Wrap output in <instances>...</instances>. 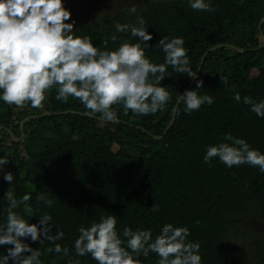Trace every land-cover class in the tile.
<instances>
[{
	"label": "trees",
	"instance_id": "trees-1",
	"mask_svg": "<svg viewBox=\"0 0 264 264\" xmlns=\"http://www.w3.org/2000/svg\"><path fill=\"white\" fill-rule=\"evenodd\" d=\"M210 5L213 11H200L188 0H148L132 6L135 13L125 5L113 15L74 26L73 35L89 37L101 51L115 50L124 41L138 40L130 31L116 32L114 24L139 26L137 16L143 17L152 34L145 57L162 64L159 39L183 38L189 67L203 81L198 94L212 96V105L185 114L176 97L194 89L195 79L170 65L160 83L171 99L163 111L147 116L125 113L116 104L117 120L102 121L72 97L57 100L55 88L46 91L43 109L0 101V156L9 161L4 172L14 175L10 185L0 173V223L8 207L5 192L16 199L29 194L31 199L14 211L33 224L50 215L56 226L52 234L56 228L64 233L55 243L69 250L67 256L48 252L53 242L22 238L38 248L42 264H97L90 255L76 256L73 244L79 227L108 215L116 217L122 241L125 227L150 229L154 239L170 223L189 229L187 240L200 244L201 264H264V232L242 221L255 216L264 223V173L248 164L228 168L217 158L203 161L206 148L222 142L225 133L264 153V118L243 103L244 96L264 100V0H210ZM38 194L53 204L38 202ZM240 237L247 245L234 250ZM10 247L0 246V257ZM135 258L140 264L159 259L154 252Z\"/></svg>",
	"mask_w": 264,
	"mask_h": 264
},
{
	"label": "clouds",
	"instance_id": "clouds-1",
	"mask_svg": "<svg viewBox=\"0 0 264 264\" xmlns=\"http://www.w3.org/2000/svg\"><path fill=\"white\" fill-rule=\"evenodd\" d=\"M188 4L193 10L213 11L210 0H188ZM129 11L135 13L136 8ZM70 17L71 11L64 6V0H0V101L17 108L30 102L31 107L43 109L46 91L55 88L57 100L67 102L72 97L92 114H99L102 121L117 120L113 109L116 104H122L125 113L131 110L134 115L147 116L163 111L171 99L160 83L166 66L170 65L175 72L195 79L194 89L176 97V103L183 104L185 114L214 103L212 96L198 94L203 81L196 79V72L189 67L183 38L165 35L159 39L156 47L165 54L164 63L155 64L145 57L152 34L144 26L143 17L137 16L139 26L114 24L116 32L130 31L138 42L124 41L111 51L99 50L87 36L73 35L75 21L66 22ZM111 39L115 41L116 35ZM220 82L226 86L227 77L221 75ZM233 99L239 103L240 94L235 93ZM243 103L250 105L249 110L258 118H264V100L256 102L244 96ZM213 158L228 168L248 164L264 173V153L231 133H225L222 142L206 148L204 163L209 164ZM8 162L0 156V173L11 185L14 175L4 172ZM4 198L8 207L6 219L0 223V246L12 247L0 257V264H9L10 260L12 264H42L38 248L33 249L22 238L41 243L51 241L54 247L48 248V252L68 255V248L55 243L64 233L56 228L52 234L55 225L50 223V215L44 214L38 224H33L14 211L31 199L29 194L16 199L7 190ZM36 199L47 206L53 204L43 194H38ZM116 223V217L108 215L89 227H79V236L73 244L76 256L90 255L97 264H140L135 257L141 254L147 257L154 252L159 257L157 264H201L200 244L187 240L190 235L187 227L164 224L154 239L150 229L132 231L125 227L122 241Z\"/></svg>",
	"mask_w": 264,
	"mask_h": 264
},
{
	"label": "rangeland",
	"instance_id": "rangeland-1",
	"mask_svg": "<svg viewBox=\"0 0 264 264\" xmlns=\"http://www.w3.org/2000/svg\"><path fill=\"white\" fill-rule=\"evenodd\" d=\"M146 1L148 0H64V6L71 11L70 22L75 21L74 26L79 27L99 16L113 15L125 5L129 7L139 6L145 4ZM242 221L250 227L264 232V223L257 217L242 219ZM233 244L234 250H242L243 245H247L246 240L241 237L237 238Z\"/></svg>",
	"mask_w": 264,
	"mask_h": 264
},
{
	"label": "water",
	"instance_id": "water-1",
	"mask_svg": "<svg viewBox=\"0 0 264 264\" xmlns=\"http://www.w3.org/2000/svg\"><path fill=\"white\" fill-rule=\"evenodd\" d=\"M199 70H200V67L198 68V71H197V73L199 72ZM175 119V113H174V115H173V120Z\"/></svg>",
	"mask_w": 264,
	"mask_h": 264
}]
</instances>
